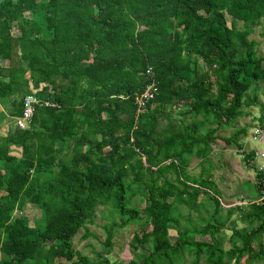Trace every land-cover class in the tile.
Returning <instances> with one entry per match:
<instances>
[{
  "label": "trees",
  "instance_id": "1",
  "mask_svg": "<svg viewBox=\"0 0 264 264\" xmlns=\"http://www.w3.org/2000/svg\"><path fill=\"white\" fill-rule=\"evenodd\" d=\"M261 22L264 32V0H0V104L13 118L27 96L54 105L36 107L27 129L0 136V264H118L107 257L114 229L129 224L138 230L128 264H180L186 255L191 264H264V204L226 208L257 222L250 231L233 222L241 246L226 250L221 224L192 237L176 207L212 193L216 211L223 208L210 177L202 172L190 185L186 169L193 156L208 159L219 128L258 103L247 92L264 83V58L249 36ZM152 80L158 91L138 110ZM180 104L188 111L178 119L168 110ZM245 133L224 141L241 149ZM28 205L40 213L32 225ZM99 206L119 223L105 227L92 263L72 240Z\"/></svg>",
  "mask_w": 264,
  "mask_h": 264
},
{
  "label": "rangeland",
  "instance_id": "2",
  "mask_svg": "<svg viewBox=\"0 0 264 264\" xmlns=\"http://www.w3.org/2000/svg\"><path fill=\"white\" fill-rule=\"evenodd\" d=\"M230 20L231 19L227 16L228 25H230ZM10 26L11 33H19L17 23H13ZM237 28L239 30L242 29V24L237 23ZM249 40L255 42L254 50L256 55L264 58L263 22L254 28L253 33L249 36ZM25 76L26 78H29V72L26 73ZM42 86L43 85L41 84L40 87ZM247 95L249 98L256 96L258 103L248 107L244 106L242 109V115L230 128H219L215 134L217 139L211 145L213 151L208 159L203 163H200V159L193 156L189 159L186 169V177L184 180L187 184L194 185V180L199 179L202 172L203 177H210V180L213 183V191L217 194V198L220 200L223 208L220 210L217 209L216 211L211 198L212 193L209 195L200 193L195 201L187 202V204L189 203V206H187L186 203H176V207L180 214L179 228L189 230L192 237L199 238L200 236L197 232L206 224H221L222 227L219 229V238L222 240L221 246L224 250L233 246H241L240 239L237 237L233 238L232 236L233 231L231 229V224L233 222L235 223V226H233L237 230L250 231L257 226V222H249L236 208L233 210V213L229 215L226 211V208H233V206H247V204H249L248 201H256L259 198L257 192H255L254 186L256 177L249 161H245L244 154L239 151L235 142L231 141L229 144H226L224 141L231 137L234 138L233 136H235L239 129L245 128L246 133L240 135L236 139L237 142L243 144L246 141L253 124L264 115V83L252 86L248 90ZM1 108L3 112L0 110V120H8L0 121V130L10 128L13 134L18 129L16 127V118L8 117L9 115L7 114L6 108L3 105ZM187 111L188 108L182 104L173 110H168L173 117L178 119L182 118L181 113ZM6 114L7 117L5 116ZM186 120L189 122V118ZM160 123L161 126H164L165 121L161 120ZM209 127L210 123L205 124L199 129V133H202ZM13 155L19 156L20 154L18 151H14ZM164 178L172 180L174 185L178 186V188H182V185L178 184L175 180V174L169 173ZM182 198L189 201V196L187 195L182 196L181 199ZM170 199L174 200L173 197ZM134 205H138L141 208L144 206V201L142 198L137 197L134 200ZM23 213L28 217L30 225H32L33 220L40 215L39 210L33 205L25 207ZM113 222L119 223V220L111 211V208L99 206L96 210L93 222L86 225V229H81L73 238L72 242L75 250L79 252L82 257L87 258L88 261L96 263L100 259V253L102 251L101 244L106 237L105 227ZM137 230L138 225L134 224H129L122 228L115 227L114 236L112 238L113 245L107 256L111 262L128 264L129 260L133 257L132 250L130 249V241ZM169 233L170 241H173L176 237V231L172 229ZM205 239H208V236L205 237ZM253 246L257 250V244L254 243ZM60 261H62L63 264H67L64 260ZM201 263L205 264L204 261ZM180 264H191V257L186 255L185 260Z\"/></svg>",
  "mask_w": 264,
  "mask_h": 264
},
{
  "label": "built area",
  "instance_id": "3",
  "mask_svg": "<svg viewBox=\"0 0 264 264\" xmlns=\"http://www.w3.org/2000/svg\"><path fill=\"white\" fill-rule=\"evenodd\" d=\"M146 74L150 75V77L152 76L150 70H147ZM157 91V86L152 80L143 93L136 99L138 110L143 108L145 103L152 100ZM42 105L54 106L47 101H41L33 96L25 97L23 100L22 114L15 119L16 127L20 130L27 129L31 123L36 107ZM239 151L244 156H249L248 161L256 177L255 182L259 191V198L255 202L257 204H264V115L253 124L246 141L243 143V147Z\"/></svg>",
  "mask_w": 264,
  "mask_h": 264
},
{
  "label": "crops",
  "instance_id": "4",
  "mask_svg": "<svg viewBox=\"0 0 264 264\" xmlns=\"http://www.w3.org/2000/svg\"><path fill=\"white\" fill-rule=\"evenodd\" d=\"M10 34H11V36L13 35V36H18V34H13V33H11V31H10ZM3 64H6V62H3ZM2 64V65H3ZM30 88H32V86H31V84H30ZM1 105V104H0ZM2 106V105H1ZM1 106H0V110L3 112V110H2V108H1ZM1 115V114H0ZM6 117H7V114L5 115ZM1 117V116H0ZM5 117V118H6ZM9 117V116H8ZM10 118H13V117H10ZM2 120H4V121H7L8 119H1L0 121L2 122ZM8 133H10V134H12V130L10 129V128H7V129H2V130H0V136H5L6 134H8ZM254 186H255V192H257V194L259 195V191H258V188H257V185L255 184V182H254ZM234 207V206H233Z\"/></svg>",
  "mask_w": 264,
  "mask_h": 264
}]
</instances>
